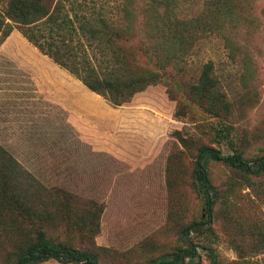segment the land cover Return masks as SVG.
<instances>
[{"label":"rangeland","instance_id":"374dc122","mask_svg":"<svg viewBox=\"0 0 264 264\" xmlns=\"http://www.w3.org/2000/svg\"><path fill=\"white\" fill-rule=\"evenodd\" d=\"M204 1L179 0V13L195 14ZM235 1L252 14V23L236 32L235 54L222 36H205L186 56L185 74L168 64L165 70L173 77L167 84L150 85L120 106L89 91L16 29L0 42V145L11 156L3 169L8 183L21 179L34 187L27 205L55 216L29 221L41 224L53 241L67 240L80 249L95 247L77 226L70 231L67 218L49 205L51 194L64 195L67 189L76 193L70 197L75 209L68 223L82 212L84 201L104 204L95 241L105 249H90L98 253L101 264H138L186 246L178 230L192 220L203 223L190 229L195 254L185 256L183 264H211L210 251L223 264H264V173L252 177L249 185L239 172L210 161V178L219 195L211 217L194 192L191 177L201 144L223 154L232 152L226 142L213 141L218 120L187 94L204 63L213 65L219 88L231 102L227 123L236 146L240 149L244 142L243 156L248 160L264 154V0ZM6 2L0 0L1 12ZM177 102L185 104L179 117L174 112ZM177 135L190 143L182 144ZM134 149L145 157L128 153ZM167 157L171 194L165 182ZM23 187L26 190L27 185ZM36 199L48 204L42 208ZM10 200L0 197V264L15 263L16 246L28 232V219ZM169 206L174 209L172 228L166 222ZM196 228L199 233L193 231ZM259 237L260 250L250 253L259 246ZM141 241L145 242L139 251L130 249ZM242 253L245 256L240 257ZM37 264L80 263L48 259Z\"/></svg>","mask_w":264,"mask_h":264},{"label":"trees","instance_id":"16d2710c","mask_svg":"<svg viewBox=\"0 0 264 264\" xmlns=\"http://www.w3.org/2000/svg\"><path fill=\"white\" fill-rule=\"evenodd\" d=\"M178 5L179 0H7L5 10L0 11V42L16 29L28 43L88 90L110 105L120 106L130 102L135 94L150 85L167 84V78L173 77L171 72L165 70L168 64L177 68V73L185 74L183 63L186 56L205 36H222L227 46L232 48V53H236L239 45L235 40L236 32L252 23V14L244 10L246 8L242 2L237 4L235 0H205L202 9L193 16H182ZM218 84L213 65L208 62L202 65L196 81L187 88L189 98L204 113L218 120L220 126L212 134L213 141L217 144L224 141L232 149L231 153L223 154L219 148L211 145L201 144L197 147L191 172L193 190L204 203L208 217L215 213V203L219 199L209 174L210 161L222 162L239 172L249 185L252 177L260 178L264 173V154L248 160L243 156L244 142L240 149L236 146L233 128L227 123L231 102ZM184 105L177 102L174 111L176 117L184 114L181 110ZM176 137L186 146L190 143L186 137ZM6 155V150L0 145V161L5 162L3 165L0 163V178L3 179L0 181V197L18 204L17 210H20L22 218L28 219V232L23 233L22 244L16 246L14 264H37L48 259L62 263L101 264L98 253L90 249H105L95 241L100 232L104 204L95 199L84 201L82 212L73 216L68 223L70 213L75 209L70 197L74 198L76 193L66 189L64 195L51 194L48 200L49 205L54 206L55 214L67 218L66 225L70 231H75L73 226H77L91 240V247H95L80 249L67 240L53 241L39 226L41 224L29 221V217L50 220L55 216L47 210L40 212L27 205L34 191L30 183L21 179L8 183L3 166L8 167L7 158L11 159V156ZM168 164L169 157L165 182L171 194L172 185L167 179ZM24 185H27L26 190ZM35 202L42 208L48 204L43 199H36ZM168 209L166 222L172 228L175 225L172 216L174 209H170V206ZM201 223L192 220L179 227V239L186 246L179 245L171 252L138 264H183L185 256L195 254V246L189 240L190 229ZM144 242L130 249L139 251V245ZM258 244L255 250L249 252L257 253L260 250V237ZM239 256L245 255L242 253ZM207 257L211 264H223L213 255V251L208 252Z\"/></svg>","mask_w":264,"mask_h":264},{"label":"crops","instance_id":"0c3cea01","mask_svg":"<svg viewBox=\"0 0 264 264\" xmlns=\"http://www.w3.org/2000/svg\"><path fill=\"white\" fill-rule=\"evenodd\" d=\"M90 91V90H89ZM94 93V92H93ZM129 152L128 153H130L131 155H133L134 157H140V159H142V158H144L145 157V155L142 153V152H140L139 150H137V149H134V150H128ZM121 155V154H120ZM124 155V154H123Z\"/></svg>","mask_w":264,"mask_h":264},{"label":"water","instance_id":"95a60500","mask_svg":"<svg viewBox=\"0 0 264 264\" xmlns=\"http://www.w3.org/2000/svg\"><path fill=\"white\" fill-rule=\"evenodd\" d=\"M196 229H198V230H196ZM196 229H193V231L199 233L200 232L199 228H196Z\"/></svg>","mask_w":264,"mask_h":264}]
</instances>
